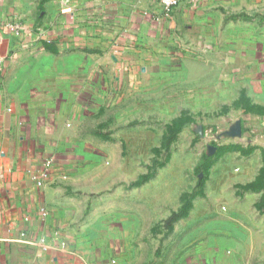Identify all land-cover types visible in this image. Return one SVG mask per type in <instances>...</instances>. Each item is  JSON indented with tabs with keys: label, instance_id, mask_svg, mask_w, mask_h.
Masks as SVG:
<instances>
[{
	"label": "rangeland",
	"instance_id": "1",
	"mask_svg": "<svg viewBox=\"0 0 264 264\" xmlns=\"http://www.w3.org/2000/svg\"><path fill=\"white\" fill-rule=\"evenodd\" d=\"M217 59L101 88L66 123L59 183L85 239L134 263L264 264V89L232 87Z\"/></svg>",
	"mask_w": 264,
	"mask_h": 264
},
{
	"label": "crops",
	"instance_id": "2",
	"mask_svg": "<svg viewBox=\"0 0 264 264\" xmlns=\"http://www.w3.org/2000/svg\"><path fill=\"white\" fill-rule=\"evenodd\" d=\"M15 17L19 32L0 25V264H144L73 222L56 159L66 123L101 88L187 59L218 58L232 87L264 89V0H0V24Z\"/></svg>",
	"mask_w": 264,
	"mask_h": 264
},
{
	"label": "built area",
	"instance_id": "3",
	"mask_svg": "<svg viewBox=\"0 0 264 264\" xmlns=\"http://www.w3.org/2000/svg\"><path fill=\"white\" fill-rule=\"evenodd\" d=\"M160 1H161L162 6L165 9L169 10V9L179 7L186 0H160ZM0 25L5 26L7 29L12 30L14 32H19L23 27L21 18L19 17L9 19L5 23H1ZM3 67H4V58L0 55V79H1V73H2ZM54 164H55V159H48L46 161L45 167L42 170V174L40 178L38 179L39 185H44L46 180L50 177V168Z\"/></svg>",
	"mask_w": 264,
	"mask_h": 264
},
{
	"label": "trees",
	"instance_id": "4",
	"mask_svg": "<svg viewBox=\"0 0 264 264\" xmlns=\"http://www.w3.org/2000/svg\"><path fill=\"white\" fill-rule=\"evenodd\" d=\"M43 1H45V0H43ZM186 214H187V212L182 211V212L176 214V215H175L174 217H172L171 219H169V220H168V227H169V228H172L171 225H172L173 221L178 220V219L181 218V217H184Z\"/></svg>",
	"mask_w": 264,
	"mask_h": 264
},
{
	"label": "water",
	"instance_id": "5",
	"mask_svg": "<svg viewBox=\"0 0 264 264\" xmlns=\"http://www.w3.org/2000/svg\"><path fill=\"white\" fill-rule=\"evenodd\" d=\"M241 132H242L241 122H238L236 125V130L233 133L240 134Z\"/></svg>",
	"mask_w": 264,
	"mask_h": 264
}]
</instances>
